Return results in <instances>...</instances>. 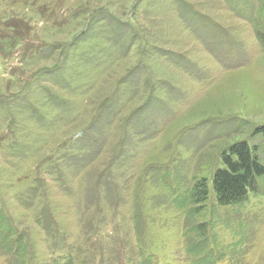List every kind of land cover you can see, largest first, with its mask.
<instances>
[{
	"label": "rangeland",
	"instance_id": "374dc122",
	"mask_svg": "<svg viewBox=\"0 0 264 264\" xmlns=\"http://www.w3.org/2000/svg\"><path fill=\"white\" fill-rule=\"evenodd\" d=\"M263 21L264 0H0V264H264V176L242 205L186 197L243 138L264 164Z\"/></svg>",
	"mask_w": 264,
	"mask_h": 264
},
{
	"label": "trees",
	"instance_id": "16d2710c",
	"mask_svg": "<svg viewBox=\"0 0 264 264\" xmlns=\"http://www.w3.org/2000/svg\"><path fill=\"white\" fill-rule=\"evenodd\" d=\"M255 33L260 45L264 48V28H256ZM254 134L264 138V127L257 128ZM262 149L264 154V146ZM259 150V145L254 142L249 145L244 138L224 149L221 153L222 167L214 169L210 183L209 178L201 175L187 190L188 203L198 207L191 209L194 214H197V209L201 212L211 198L218 206L242 205L247 201L249 191L257 192L258 180L264 176V164ZM3 225L0 215V227ZM198 228L199 235L205 234L203 223ZM7 239L11 241L9 238Z\"/></svg>",
	"mask_w": 264,
	"mask_h": 264
}]
</instances>
